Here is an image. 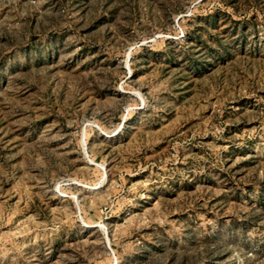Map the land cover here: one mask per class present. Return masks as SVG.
<instances>
[{
	"label": "rangeland",
	"instance_id": "rangeland-1",
	"mask_svg": "<svg viewBox=\"0 0 264 264\" xmlns=\"http://www.w3.org/2000/svg\"><path fill=\"white\" fill-rule=\"evenodd\" d=\"M0 264H264V0H0Z\"/></svg>",
	"mask_w": 264,
	"mask_h": 264
}]
</instances>
